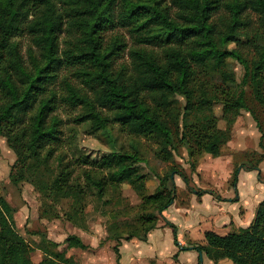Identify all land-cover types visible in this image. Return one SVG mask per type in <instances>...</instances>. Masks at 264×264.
<instances>
[{
  "label": "trees",
  "instance_id": "1",
  "mask_svg": "<svg viewBox=\"0 0 264 264\" xmlns=\"http://www.w3.org/2000/svg\"><path fill=\"white\" fill-rule=\"evenodd\" d=\"M171 1L175 15L162 0H0V136L16 154L10 181L18 188L30 181L37 188L43 179H52L48 191L58 200H70L62 219L81 227H87L88 201L99 200L101 209L94 210L104 218L108 238L116 240L117 253L123 240L145 238L174 203V170L159 177L157 188L149 192L147 176L138 165L144 158L135 143L131 149L107 151L98 158L80 152L69 159L60 148L61 107L83 108L74 120L90 122L95 131L118 125L131 136L153 140L157 157L170 161L182 145L191 158L223 154L237 111L248 107L245 90L228 85L236 81L227 71L228 59L243 65L244 82L264 106V42L257 44L240 31L247 24L244 14L252 12L264 32V0ZM220 12L228 15L224 30L215 21ZM119 27L129 31L136 46L128 50L129 64L116 69L128 43L119 34L110 38L107 34ZM24 36L29 41L25 55ZM251 49L255 53L248 59ZM65 69L80 82L62 75ZM206 70L217 73L223 85L198 84L197 74ZM176 97L184 100L182 106L174 104ZM216 102L222 103L226 128L218 125ZM193 115L198 118L195 123L189 121ZM262 161L264 157L255 163L239 162L232 185L236 186L241 168L258 169ZM77 166L83 169L76 175ZM36 169L37 177L30 179L27 172ZM181 176L190 185V179ZM124 184L140 202L119 211L105 208L117 197L122 204ZM7 193L0 179V264H79L42 231L32 232L40 236L38 248L43 252V259L35 263L34 248L16 226ZM129 208L135 210L130 214L133 223L119 225L115 220L125 219ZM40 214L48 220L61 218L47 203ZM167 224L174 228L178 243L176 225ZM205 238L206 244L191 243L187 248L205 252L214 262L229 258L235 264H264V199L249 226L226 234L209 230ZM65 243L86 247L76 235H69Z\"/></svg>",
  "mask_w": 264,
  "mask_h": 264
},
{
  "label": "rangeland",
  "instance_id": "2",
  "mask_svg": "<svg viewBox=\"0 0 264 264\" xmlns=\"http://www.w3.org/2000/svg\"><path fill=\"white\" fill-rule=\"evenodd\" d=\"M161 4L172 8L171 0H162ZM171 12L173 15H175L176 8H172ZM244 17L247 24L241 27L240 31L252 38H255V42L257 44L259 42H264V32L259 27L258 16L255 13L246 12ZM227 19V12H220L215 17V21L223 30L226 29ZM115 34H119L121 37L126 38L128 43V49H126V52L115 62L116 69H119L121 65L129 64L130 58L128 55V50L131 47L136 46V42L129 31L124 27L110 30L107 34V38H110ZM21 45L22 52L25 55L26 49L29 45V41L26 36L22 37ZM235 46V44H230V47ZM254 53V50L251 49L248 51L246 56L248 59H250L252 56H254ZM227 71L236 77L235 82H230L228 84L229 87L238 91L245 90V97L248 107L246 109H241L239 112L237 111L236 120L232 127L231 138L222 146L223 154H236L235 156L236 158L240 159V162L244 159H249L255 163L256 161H259L260 158L264 157V106L256 100L253 89L250 87V85L244 82L245 70L241 63H239L236 59H228ZM61 74L68 75L75 83L80 82L72 77V71L70 70L65 69ZM223 82L224 81L222 78L211 70H206L205 72H200L197 74L198 84L204 83L208 86H215L223 85ZM174 104L177 106H182L184 104V100L181 97H176L174 99ZM83 111V108L73 109L68 106H62L60 110V116L63 119L62 130L64 132V141L60 145V148L67 152L69 159L78 157L80 152L85 154L87 153L91 158H98L107 151H119L123 148L131 149V145L135 143L140 149L141 156L144 158L138 163V165L141 171L147 176L146 183H148L149 192H152L154 186L158 184L159 177L169 174L172 170H174V172L171 173L173 179H181V174H185L190 179L189 184L193 186V189H198L202 192V188L205 186V184L201 181V179H203V173L205 174L207 171L209 160L208 158L206 159V162L204 160L205 164L202 166L200 163L202 160L201 158L205 157V155L207 156V154H204L201 156V158H191L187 152V146L182 145L179 148V153H176L170 161H163L156 155L158 144L153 140H149L144 137L131 136L127 131L123 130L118 125H111L108 128L95 131L92 129L90 122H76L74 120V115L82 113ZM213 112L217 116V119H219L218 125L222 128H226V121L222 119L223 106L221 102H216L213 105ZM197 119L198 118L194 115L189 117V121L192 120L193 123H195ZM176 129L177 132L180 133L182 125L179 124V126H176ZM15 160L16 154L9 147L6 137L0 136V179H2V182L7 186V195L9 200L18 207L22 206V209L24 210L22 221L24 222L27 220V218H31L30 214L28 216L26 215L27 209L31 211L33 208L30 204H33L37 207L39 206V208L41 206L44 208L45 204L47 203L48 209L54 213H59L61 218H65L64 212L70 210V200L67 198H61L58 200L56 195L48 191V187L50 186L49 182L52 179H43L42 185L38 186L37 188H34V185L30 181H27V183L22 184V187L24 186L22 191V187L18 188L11 183L9 173ZM262 162L264 165V161ZM193 165H195V167H193ZM77 167L78 168L75 172L76 175L79 174L83 169L82 167ZM222 168L223 169L220 171L219 176L215 179L220 180V189L227 192L228 185H230V178L228 177L229 172L226 168ZM259 169H262V167L260 166ZM27 173L30 179H35L37 177V169L28 171ZM262 173L263 176L261 175L262 177H260V172L257 169H254V171L251 173L243 172L240 185L238 186V183L236 184L239 193L249 194L251 197L259 194L260 196L262 195L261 199H263L264 171ZM205 178L210 179L207 175ZM180 185L182 186V184ZM122 187L123 188L121 191L123 196L126 197L122 201V204L116 202L118 199L117 197L113 204H110L105 208L119 211L122 209L123 205H127L128 203L131 205H136L140 202L139 196L130 185L124 184ZM95 208L101 209L100 201L97 199H90L85 209V211H87L85 214V220L88 226L93 228L99 226L100 224L104 225L102 216L94 210ZM134 211L135 210L131 208L127 209L128 214L124 215L126 218L119 220L117 218L115 221L119 223V225L128 226L134 221L132 215H130L134 213ZM175 211V206H171L167 209V212H170L171 216L175 217L174 220L179 218L181 220L179 221L181 222V225L184 224L185 215L184 213H181L182 208L177 209V213H175ZM122 221H126V224H124ZM41 223H38L40 229L43 227L41 226ZM166 230H168V233L171 234L170 227H167ZM168 240H170L169 236Z\"/></svg>",
  "mask_w": 264,
  "mask_h": 264
},
{
  "label": "crops",
  "instance_id": "3",
  "mask_svg": "<svg viewBox=\"0 0 264 264\" xmlns=\"http://www.w3.org/2000/svg\"><path fill=\"white\" fill-rule=\"evenodd\" d=\"M235 155L222 154L213 157L207 154L201 158V163L199 162L201 166L205 164L204 160L206 162L207 158L209 164L206 173H203V179H201L205 186L200 194L198 189L191 190L193 186L188 185L183 177L174 179L176 198L171 206H175V213L178 212L177 209L182 208L181 213L185 215V223L181 225L179 222L181 220L179 218L174 220L175 217L166 210L160 216L157 227L150 230L145 238L134 237L130 240H123L119 245V253L114 249L117 244L116 240L108 238L109 232L105 222L104 225L100 224L93 228L88 224L87 227L77 226L62 218L41 220L43 218H41L40 208L33 204H30L33 207L31 211L27 209L26 212V215L30 214L31 218H27L23 222L24 210L22 206L18 207L13 204L8 195L7 199L15 209L14 218L19 232L34 248L31 258L35 263H39L43 259V252L38 248L40 236L32 233L33 231H42L46 233L49 240L60 243L58 249L65 251L67 257H73L79 264H235L229 258L214 262L205 252L187 248L191 243L206 244V231L212 230L219 234H226L245 228L252 223L258 205L264 198L261 199L262 195L259 194L251 197L249 194L239 193L237 186L232 185L234 169L240 162V159ZM260 166L262 169L258 168L257 170L262 177L263 162L260 163ZM222 167L229 172L230 185H228L227 192L220 189V180L215 179L222 171ZM252 171L254 170H248L246 167L240 169L238 186L242 173H251ZM206 175L210 179H206ZM157 186L158 184L152 191ZM147 187L149 189L148 183ZM23 189L24 186L21 191ZM167 221L176 225L178 243H175L174 240V228L167 224ZM38 223H41L42 229L39 228ZM167 227L171 228V234L166 230ZM69 235L80 237L86 247H69L65 243V239ZM168 236L170 240H168ZM201 253H203V258H201Z\"/></svg>",
  "mask_w": 264,
  "mask_h": 264
},
{
  "label": "water",
  "instance_id": "4",
  "mask_svg": "<svg viewBox=\"0 0 264 264\" xmlns=\"http://www.w3.org/2000/svg\"><path fill=\"white\" fill-rule=\"evenodd\" d=\"M213 193V192H212ZM203 253H201V258H203V255H202Z\"/></svg>",
  "mask_w": 264,
  "mask_h": 264
}]
</instances>
